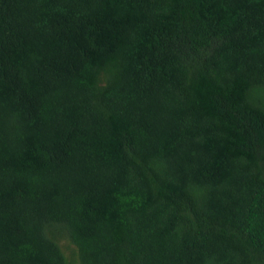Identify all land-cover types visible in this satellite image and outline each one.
Wrapping results in <instances>:
<instances>
[{
  "label": "trees",
  "instance_id": "1",
  "mask_svg": "<svg viewBox=\"0 0 264 264\" xmlns=\"http://www.w3.org/2000/svg\"><path fill=\"white\" fill-rule=\"evenodd\" d=\"M0 264H264V0H0Z\"/></svg>",
  "mask_w": 264,
  "mask_h": 264
}]
</instances>
